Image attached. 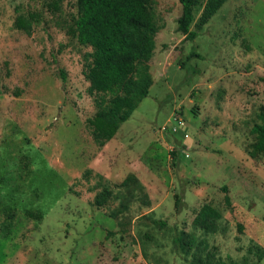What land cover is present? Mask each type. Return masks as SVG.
Returning <instances> with one entry per match:
<instances>
[{
  "label": "rangeland",
  "instance_id": "1",
  "mask_svg": "<svg viewBox=\"0 0 264 264\" xmlns=\"http://www.w3.org/2000/svg\"><path fill=\"white\" fill-rule=\"evenodd\" d=\"M152 10L149 96L99 147L76 0H0V264H264V0H228L194 41L179 0Z\"/></svg>",
  "mask_w": 264,
  "mask_h": 264
},
{
  "label": "trees",
  "instance_id": "2",
  "mask_svg": "<svg viewBox=\"0 0 264 264\" xmlns=\"http://www.w3.org/2000/svg\"><path fill=\"white\" fill-rule=\"evenodd\" d=\"M179 1L182 15L177 20L178 30L185 39L194 41L228 0ZM153 2L76 0L78 16L73 34L80 44L93 49L86 78L91 91L103 98L98 112L89 120L94 142L99 147L114 139L121 126L149 96L153 85L149 64L159 30L152 10ZM198 9H202V13L196 18ZM17 27L27 29L29 25L20 17ZM252 132L256 136L252 155H264V124L255 125ZM225 202L227 206L231 203L228 195ZM220 218L219 211L205 205L195 223L209 231L215 229V222Z\"/></svg>",
  "mask_w": 264,
  "mask_h": 264
},
{
  "label": "built area",
  "instance_id": "3",
  "mask_svg": "<svg viewBox=\"0 0 264 264\" xmlns=\"http://www.w3.org/2000/svg\"><path fill=\"white\" fill-rule=\"evenodd\" d=\"M180 124H181V125H184V122H181Z\"/></svg>",
  "mask_w": 264,
  "mask_h": 264
}]
</instances>
